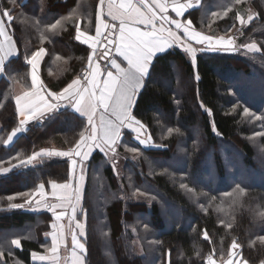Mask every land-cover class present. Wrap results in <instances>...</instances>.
<instances>
[{
    "label": "trees",
    "instance_id": "obj_1",
    "mask_svg": "<svg viewBox=\"0 0 264 264\" xmlns=\"http://www.w3.org/2000/svg\"><path fill=\"white\" fill-rule=\"evenodd\" d=\"M0 3L2 10H9L14 17L13 39L21 52L41 46L49 50L44 67L40 68V78L50 90L62 89L81 73L90 50L75 41L73 24L82 21L81 27L86 29L90 18L94 22L98 0H44L43 4L41 0H15V4L0 0ZM228 3L232 0H202L203 10H190L189 18L198 31L224 38L236 34L238 46L256 42L261 51L245 53L241 48L234 53L197 52L195 68L191 58L179 48L154 58V67L133 109V114L147 128L152 147L140 145L126 129L114 158L115 171L112 161L98 150L88 161L81 203L86 218L79 212L77 216L86 219V239L82 238L87 249L86 264H205L213 248L214 259L222 262L220 252L227 259L233 239L241 245L243 260L248 264H264V245L257 240L264 235V222L257 219V214L264 211V136L255 135L264 132V122L243 115L245 107L255 115L264 114V0H246L209 27L211 13ZM77 8L80 15L75 21H68L66 30L52 38L53 43L41 45L40 32L32 22L37 19L54 22ZM237 11L245 19L249 14L256 18L241 26L235 20ZM56 55L63 61L55 63ZM26 71L22 59L11 66L13 75L24 77ZM26 83L30 84V79H22L15 86L0 80L3 167H8L6 162L17 154L26 157L41 149L66 151L78 139L82 128L83 118L63 109L62 114L45 121L43 126L29 124L26 133L18 134L5 146L4 140L17 123L14 96ZM205 109L211 110L212 115ZM169 128L173 129L171 134ZM125 146L140 151L129 153ZM34 163L35 167L0 174V198L30 191L40 183L50 192L49 181H68L67 158H45ZM181 183L194 192L181 188ZM237 183L246 195L233 191ZM230 191L233 196L225 197L224 193ZM212 196L217 199L209 206ZM22 202V199L13 201ZM7 205L5 199H0V246H4L0 264L17 261L34 264L31 253L44 254L43 245L51 244V237L45 235L52 231L51 213L43 209L8 210ZM218 205L225 212L217 211ZM221 220L232 223V228H225ZM205 230L211 244L203 239ZM15 238L21 239L20 249L10 245ZM5 240L11 250H6ZM252 241L256 243L253 245Z\"/></svg>",
    "mask_w": 264,
    "mask_h": 264
},
{
    "label": "snow or ice",
    "instance_id": "obj_2",
    "mask_svg": "<svg viewBox=\"0 0 264 264\" xmlns=\"http://www.w3.org/2000/svg\"><path fill=\"white\" fill-rule=\"evenodd\" d=\"M10 2L15 4V0ZM43 2L44 0H41L42 4ZM245 2L246 0H232V3L222 4L220 10L211 13L208 26L211 27L217 19L228 16L236 5ZM197 8L203 10L202 0H98L94 22L90 18L87 29L81 27L82 21L73 24L75 41L90 50L86 57V65L80 74L60 90H50L39 75L41 63L44 57L49 55V50L41 46L30 52L27 50L21 52L17 47V41L13 39L12 13L6 9L0 11V80H7L15 86L20 84L22 79H30V84L26 83L22 92L14 96L17 123L4 140L5 146L11 144L18 134L26 133L29 124L35 122L43 126L45 121L53 120L57 114H62V109L70 110L83 118L78 139L68 150L41 149L26 157L17 154L6 162L8 167L0 165V174H6L16 168L35 167L34 162H43L45 158H67L70 162L68 181L64 183L49 181L50 192L45 190L44 183H40L30 191L0 198L8 202V210L27 208L29 211L39 212L43 209L51 213L52 231L45 233L46 237H51V244L43 245L44 254L35 251L31 253L34 264H60V249L66 247V228L71 232V264H85L87 249L81 238L86 239V219H77V216L79 212L86 218V210L82 207L81 201L88 161L98 150L112 161L115 171L114 158L117 156L118 148L122 146L126 129L140 145L147 147L151 144L147 128L133 114V109L158 54L179 48L191 58L195 68L197 52L233 53L240 51L241 48L245 53L261 51L256 42L238 46L232 37L225 39L198 31L193 20L189 18L190 10ZM78 15L79 8L72 10L67 16L55 19L54 22L34 20L32 23L40 32V44L53 43L52 38L65 31L67 22L75 21ZM255 18L254 14H249L245 19L241 12L235 13V20L241 26H246ZM18 59H22L23 64L27 66L24 77L13 75L11 72L12 64ZM54 59L59 61L63 58L56 55ZM101 60L105 61L103 66ZM196 79L199 80L198 73ZM201 107L204 105L201 104ZM205 110L209 116L212 115L211 110ZM243 115L264 122V114L255 115L247 107L243 109ZM172 131L173 129H168L169 134ZM213 131H216L214 124ZM255 135L264 136V132ZM125 150L133 154L140 151L136 147L127 146ZM180 186L190 193L194 192V189L185 183H181ZM233 191L240 196L246 195L245 189L239 183ZM224 196L232 197L233 192H226ZM50 198L51 202H48ZM17 199H22L23 202L13 203ZM216 199V196H212L209 206H212ZM203 210L207 212L206 208ZM217 211L225 212V209L218 205ZM65 218L68 220L67 226L62 223ZM257 219L264 222V211L257 214ZM220 223L227 229L232 228V223H226L225 220H221ZM147 227L145 225L146 229ZM203 239L212 243L207 230L203 232ZM257 240L264 245V235H259ZM8 243L7 240L4 241V245ZM255 243L256 241L251 242L253 245ZM10 244L17 249L22 247L20 238L11 239ZM240 248L241 245L233 239L227 252V259L221 250L219 258L223 264H248L247 260H243ZM215 255L216 249L213 248L205 264H217ZM3 257L4 246H0V260ZM16 264L20 262L17 261Z\"/></svg>",
    "mask_w": 264,
    "mask_h": 264
},
{
    "label": "rangeland",
    "instance_id": "obj_3",
    "mask_svg": "<svg viewBox=\"0 0 264 264\" xmlns=\"http://www.w3.org/2000/svg\"><path fill=\"white\" fill-rule=\"evenodd\" d=\"M172 15H173V13H172ZM89 27V25L87 26V28ZM86 28V29H87ZM93 30V29H92ZM229 38V37H228ZM228 38H225V39H228ZM232 38H234V39H236L237 38V35L236 34H234V36L232 37ZM234 53V52H233ZM45 58L46 57H44V60H45ZM47 59V58H46ZM42 61V66L44 67V63L43 62H45V61ZM59 61H61V60H59ZM59 61H56L55 60V63L56 62H59ZM63 61V60H62ZM54 67H56V65L54 66ZM41 69H42V67H41ZM51 72H53V71H51ZM50 71L48 72L49 74H54V73H51ZM39 73H40V71H39ZM57 75L58 76H60L61 75V73H59L58 71H57ZM164 85L165 86H167V83H164ZM49 88V87H48ZM148 134V133H147ZM152 141H151V144H149V146L148 147H152ZM85 179H86V176H85ZM85 182V181H84ZM84 182H83V185H84ZM199 182H201V181H199ZM202 183V182H201ZM50 200H51V198H50ZM81 203H82V201H81ZM62 223H64L66 226H67V224H68V220H67V218H65V220L62 222ZM65 232H66V241H65V243H66V247H62L61 249H60V256H61V262L63 263V264H71V260H70V258H71V252H72V246H71V232L66 228V230H65ZM81 240H82V238H81ZM83 241V240H82ZM11 245V244H10ZM12 246V245H11ZM106 246V245H105ZM6 250H11V249H9L8 248V244L6 245ZM85 264H86V262H85ZM105 264H108V263H105ZM217 264H223V262H220V261H217Z\"/></svg>",
    "mask_w": 264,
    "mask_h": 264
},
{
    "label": "crops",
    "instance_id": "obj_4",
    "mask_svg": "<svg viewBox=\"0 0 264 264\" xmlns=\"http://www.w3.org/2000/svg\"><path fill=\"white\" fill-rule=\"evenodd\" d=\"M107 9L105 8V11H106ZM0 11H2V5H1V3H0ZM174 14V13H173ZM92 34H94V31H92ZM85 46V45H84ZM86 47V46H85ZM100 55V53L98 52L97 53V56H99ZM159 55V54H158ZM100 63H101V65L103 66V64L105 63V62H102V61H100ZM126 66V65H125ZM42 67V63H41V66H40V68ZM39 75H40V73H39ZM40 77H41V75H40ZM22 92V90L18 93V94H20ZM63 110V109H62ZM70 260H71V258H70ZM60 264H63L61 261H60Z\"/></svg>",
    "mask_w": 264,
    "mask_h": 264
}]
</instances>
